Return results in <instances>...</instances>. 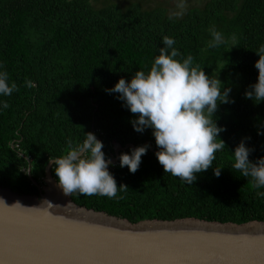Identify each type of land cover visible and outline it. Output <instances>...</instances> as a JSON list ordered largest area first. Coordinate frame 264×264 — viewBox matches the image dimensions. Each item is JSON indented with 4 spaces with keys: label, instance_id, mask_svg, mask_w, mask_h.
I'll list each match as a JSON object with an SVG mask.
<instances>
[{
    "label": "trees",
    "instance_id": "trees-1",
    "mask_svg": "<svg viewBox=\"0 0 264 264\" xmlns=\"http://www.w3.org/2000/svg\"><path fill=\"white\" fill-rule=\"evenodd\" d=\"M0 0V64L18 86L0 112V187L39 195L29 175L44 184L49 160L82 143L85 133L100 137L106 157L115 143L150 142L135 173L119 162L110 166L119 198L72 193L79 206L129 220L198 218L237 224L264 221V198L250 178L232 168L231 151L243 139L255 162L264 157V101L244 93L256 82L257 52L264 47V0H207L170 16L160 5L144 8L139 0ZM225 37L211 48L210 29ZM169 36L184 57L206 74L219 70L234 103L219 104L216 122L225 128V149L213 167L198 173L193 184L164 173L151 129L134 131V115L110 89L119 78L147 71ZM235 37V46H233ZM31 81L32 87L26 82ZM259 133V134H258ZM127 148L121 152H127ZM120 152V153H121ZM56 179L55 172L51 169ZM259 191H264L260 189Z\"/></svg>",
    "mask_w": 264,
    "mask_h": 264
},
{
    "label": "clouds",
    "instance_id": "clouds-1",
    "mask_svg": "<svg viewBox=\"0 0 264 264\" xmlns=\"http://www.w3.org/2000/svg\"><path fill=\"white\" fill-rule=\"evenodd\" d=\"M210 33L209 47L216 48L226 42L223 34L214 27ZM235 42L233 37V46ZM162 44L147 71L136 70L128 80L121 77L106 91L118 94L116 98L122 106L134 115L129 121L134 131L143 133L145 129H151L158 149L155 156L164 173H170L186 184H193L197 174L209 168L219 177L222 168L213 167V162L216 153L226 148L219 135L225 128L217 124L215 114L219 104L234 103L230 97L231 89L215 74H206L201 65H194L191 55L184 57L174 47L176 41L173 38L164 36ZM257 54L259 58L254 63L257 79L244 93L254 103L264 101V47ZM26 84L32 87L31 81ZM18 90L0 64V97L11 96ZM8 107L7 101L0 99V112ZM148 147L138 145L119 153V166H127L135 173ZM103 148V142L94 133L86 132L82 143L73 146L69 140L66 153L49 161L57 186L65 195L75 192L111 199L119 198L118 192L128 190L126 185L117 186L109 171V166H115L114 162L106 157ZM250 151L242 139L231 151L232 168L240 176L250 178L252 188L264 198V191H259L264 189V157L253 162L249 159ZM0 201L4 202L2 198ZM15 204L23 206L19 202Z\"/></svg>",
    "mask_w": 264,
    "mask_h": 264
},
{
    "label": "water",
    "instance_id": "water-1",
    "mask_svg": "<svg viewBox=\"0 0 264 264\" xmlns=\"http://www.w3.org/2000/svg\"><path fill=\"white\" fill-rule=\"evenodd\" d=\"M134 147L115 143L114 165L121 151ZM51 169L48 162L43 185L28 169L39 195L0 187V264H264V230H243L264 221L190 217L132 223L74 203Z\"/></svg>",
    "mask_w": 264,
    "mask_h": 264
},
{
    "label": "rangeland",
    "instance_id": "rangeland-1",
    "mask_svg": "<svg viewBox=\"0 0 264 264\" xmlns=\"http://www.w3.org/2000/svg\"><path fill=\"white\" fill-rule=\"evenodd\" d=\"M133 0H115L119 5H124ZM144 8H154L158 5L164 7L170 16H182L187 8L201 6L207 0H139ZM102 0H98L97 7L101 6ZM221 82L223 76L219 70L213 72Z\"/></svg>",
    "mask_w": 264,
    "mask_h": 264
},
{
    "label": "bare ground",
    "instance_id": "bare-ground-1",
    "mask_svg": "<svg viewBox=\"0 0 264 264\" xmlns=\"http://www.w3.org/2000/svg\"><path fill=\"white\" fill-rule=\"evenodd\" d=\"M70 206V205H69ZM250 227H245V228H243V230L244 229H246V230H251V229H259V228H261V229H263L264 230V225H261V226H258V225H249Z\"/></svg>",
    "mask_w": 264,
    "mask_h": 264
}]
</instances>
